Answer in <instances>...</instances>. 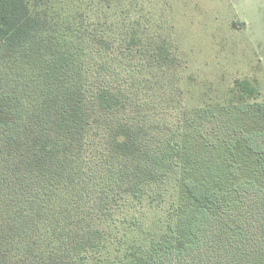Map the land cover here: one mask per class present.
Returning a JSON list of instances; mask_svg holds the SVG:
<instances>
[{
    "label": "trees",
    "instance_id": "1",
    "mask_svg": "<svg viewBox=\"0 0 264 264\" xmlns=\"http://www.w3.org/2000/svg\"><path fill=\"white\" fill-rule=\"evenodd\" d=\"M68 6L0 0V264H177L202 246L210 264H264L259 88L233 89L249 132L221 124L188 143L191 129L133 102L130 81L162 82L126 70L134 42ZM169 44L141 59L170 71ZM176 195L154 227L118 216ZM113 242L124 257L105 260Z\"/></svg>",
    "mask_w": 264,
    "mask_h": 264
},
{
    "label": "rangeland",
    "instance_id": "2",
    "mask_svg": "<svg viewBox=\"0 0 264 264\" xmlns=\"http://www.w3.org/2000/svg\"><path fill=\"white\" fill-rule=\"evenodd\" d=\"M67 2L71 5L68 8L80 11L88 24H101L106 36L134 42V55L124 61L126 70L145 66V79L156 77L162 82L157 85L154 81H130L133 102L144 103L145 110H156L163 122L182 131L191 129L186 135L188 143L195 141V131L206 130V137L214 138L213 133L225 129L222 125L244 132L257 125L255 119L253 122L236 110L239 100L233 89L238 80L250 81L261 92L255 102L264 103V0ZM133 37L135 40H131ZM163 40L170 43L164 52H171L177 63L170 71L157 73L141 58H147L151 48ZM178 202V195L167 196L160 205L147 200L142 204L128 201V207L120 210L118 216L138 217L146 227H154L157 218L165 216ZM120 225L117 237L127 232L126 226L121 222ZM204 247L177 264H210ZM124 254L113 242L102 257L122 259Z\"/></svg>",
    "mask_w": 264,
    "mask_h": 264
}]
</instances>
